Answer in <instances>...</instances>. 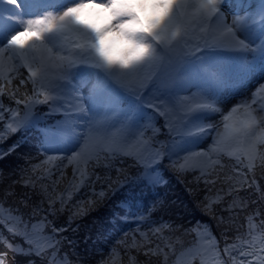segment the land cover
Here are the masks:
<instances>
[{
    "label": "snow or ice",
    "instance_id": "6c2138e0",
    "mask_svg": "<svg viewBox=\"0 0 264 264\" xmlns=\"http://www.w3.org/2000/svg\"><path fill=\"white\" fill-rule=\"evenodd\" d=\"M86 9L100 22L82 18ZM124 16L147 24L119 33L100 26L129 22ZM193 24V39L177 47ZM116 43L127 60L105 54ZM210 49L223 59L191 64ZM81 72L94 78L77 80ZM54 114V127L42 123ZM30 128L42 146L25 145ZM11 157L26 166H11ZM0 164V264H264V177L256 174L264 166V0L135 10L125 0H0ZM169 174L215 221L223 247L209 224L184 226L175 202L159 196ZM89 184L91 195L73 202ZM122 189L109 216L135 227L110 252L85 258L65 231L75 236L81 226L72 222ZM94 223L104 238V220Z\"/></svg>",
    "mask_w": 264,
    "mask_h": 264
},
{
    "label": "clouds",
    "instance_id": "9594fccd",
    "mask_svg": "<svg viewBox=\"0 0 264 264\" xmlns=\"http://www.w3.org/2000/svg\"><path fill=\"white\" fill-rule=\"evenodd\" d=\"M66 2H67V0H64V3H66ZM125 2H126V5L133 10H135L141 4V0H125ZM154 3L157 5L158 8L170 9L171 5H172V0H155ZM119 6H120L119 4L113 5V7H119ZM113 20H114V18H110L106 21H102L100 26L103 28V27H107V26L111 25V27H109L108 30L119 33L121 31L135 27L136 24H147V21H145L141 17H137V19L134 22L129 21V18L127 16L120 17L121 21H129V22L120 23L119 26H116L114 24ZM155 22H159V21H155ZM194 29H195V24H193L192 29L189 30V35L186 38L178 41L177 47L182 48V47H184L186 40L193 39ZM149 31H150V27H145L140 34L144 35L147 40H150V36L147 35V33ZM201 46H203V44ZM105 54L109 55L115 59H118V60H127L128 56H129L128 52L121 53V52L115 51V50L107 51V52H105ZM93 59H95V57H93ZM222 59H223V55L221 53L215 51L214 49H210L208 52H206L202 56L196 57L195 59L191 60V64L194 66H202V65H206V64L216 63L217 61H220ZM75 75H76L77 80H82V81H86V80L94 78L93 74H90L87 72L76 73ZM212 119L218 120L215 117H213ZM216 131H218V129L214 128L207 136L202 137L201 143L206 142V145L208 147H210L212 142H213V139L215 138ZM209 136L211 137L210 143L208 142ZM177 139H179V136H177ZM256 174L258 176L264 177V166L259 168L257 170Z\"/></svg>",
    "mask_w": 264,
    "mask_h": 264
}]
</instances>
